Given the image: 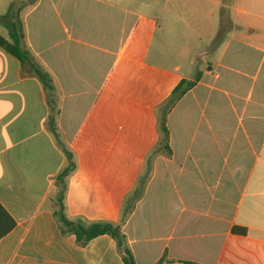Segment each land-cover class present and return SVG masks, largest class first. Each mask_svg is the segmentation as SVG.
Wrapping results in <instances>:
<instances>
[{"label":"crops","instance_id":"1","mask_svg":"<svg viewBox=\"0 0 264 264\" xmlns=\"http://www.w3.org/2000/svg\"><path fill=\"white\" fill-rule=\"evenodd\" d=\"M12 5L53 89L0 47V264H125L62 234L70 166L66 217L120 226L136 264H264V0Z\"/></svg>","mask_w":264,"mask_h":264},{"label":"trees","instance_id":"2","mask_svg":"<svg viewBox=\"0 0 264 264\" xmlns=\"http://www.w3.org/2000/svg\"><path fill=\"white\" fill-rule=\"evenodd\" d=\"M22 7V5H12L8 13L0 17V23L8 31L9 35L7 39L0 34V47L20 61L21 64L28 66L31 72L51 91L53 89L51 76L35 62V59L26 47V32L20 19ZM194 86V83L182 82L174 91L171 102L165 107L162 129L166 135L168 134L166 121L169 111ZM50 126L55 137L59 139L58 127L54 118H51ZM72 170L73 166H70L59 178L60 182H62V189L58 197V210L55 212V216L60 224L62 234L64 236H75L78 244L82 247L87 246L98 237L105 235L111 236L117 242L118 249L122 254L125 264H136L135 258L127 245L126 237L122 233L120 226H116L112 223H94L87 225L81 221H71L66 217L64 213L65 187L63 185L65 184L64 179L68 177ZM15 227V220L0 204V241L11 233ZM164 263L165 258L158 264Z\"/></svg>","mask_w":264,"mask_h":264},{"label":"rangeland","instance_id":"3","mask_svg":"<svg viewBox=\"0 0 264 264\" xmlns=\"http://www.w3.org/2000/svg\"><path fill=\"white\" fill-rule=\"evenodd\" d=\"M141 1H143V0H141ZM3 32L0 31V34H2L5 37V34ZM157 39L159 40V35H158ZM156 42H154V44H153L154 57H155V51H156V48H155ZM151 58L155 60V58H153V57H150V60H151ZM158 59L161 60L162 66H165V61H166L165 58L164 57H161V58H158ZM147 87H148V90L151 89V87H153V81L149 85H147Z\"/></svg>","mask_w":264,"mask_h":264}]
</instances>
